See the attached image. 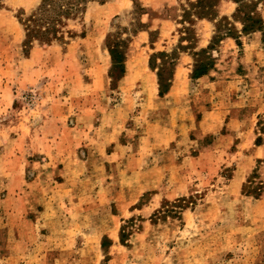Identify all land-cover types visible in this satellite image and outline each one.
Here are the masks:
<instances>
[{"label":"rangeland","instance_id":"rangeland-1","mask_svg":"<svg viewBox=\"0 0 264 264\" xmlns=\"http://www.w3.org/2000/svg\"><path fill=\"white\" fill-rule=\"evenodd\" d=\"M107 1L30 49L18 18L40 0L0 8V264H264V32H239L255 3L264 23V0H219L208 21L195 0ZM138 22L116 80L105 38ZM173 49L179 84L159 96L149 60L165 83L153 53ZM65 157L85 162L69 186Z\"/></svg>","mask_w":264,"mask_h":264},{"label":"trees","instance_id":"trees-1","mask_svg":"<svg viewBox=\"0 0 264 264\" xmlns=\"http://www.w3.org/2000/svg\"><path fill=\"white\" fill-rule=\"evenodd\" d=\"M97 1L99 3H104L107 0H40L39 4L33 9L29 14L25 16H20L18 19L23 26L24 29V39L23 46L28 49L31 48V45L34 41L43 44H49L53 41L63 40L64 34L69 33L70 30L67 29V23L70 20H74L81 16L87 9V6L90 2ZM135 6H138L137 0H132ZM236 3L240 2V0H231ZM260 2V1H259ZM219 4V0H195L191 6H193L194 14L193 16L196 19H214L215 15H217V6ZM257 4H253V8L249 10V12L245 13L243 18L241 19L244 22L245 18L250 19L253 24L247 26L243 23L241 32L248 34L254 31H262L264 32V23L262 22V18L257 14ZM5 0H0V8L4 7ZM141 10V14L144 13L143 7L138 6ZM236 11H240L237 8ZM139 25L136 29L129 32L127 36H122L125 31L121 33H109L105 38V45L109 51L111 57V66L109 69V75L115 77L116 80H119L124 72H125V54L128 48V45L131 41V36L135 35L138 31L143 30L145 25L142 22H138ZM223 36H231L235 39V41L239 44V36H233L229 33L225 32ZM222 36V37H223ZM222 37L219 38V41L222 40ZM153 40H151V43ZM208 48H212L211 45L206 48H201L199 51L193 52V55L198 56L199 53L205 54L206 62H200L197 59L193 65V69L191 71V77L198 78L205 75L209 68L212 67V58L210 56V51ZM176 49L171 51L158 50L153 55L164 57L168 59L167 63L171 65V67L175 68L177 64V60L179 57V52ZM149 66L152 69H157V82L159 85L158 95H164L170 87L173 70H170L169 76L166 79V82L163 83V78L161 74V66L155 65L152 62V59L149 60ZM253 174L249 175L246 180V183L243 185V190L246 193L253 195L254 197H258L261 194L262 186L260 184H253L252 182ZM186 199L181 198L176 200L173 205V208H168L167 211L171 212L174 216L178 215V211L176 208L182 207ZM125 226L124 224L120 227L119 237L122 242L125 236ZM106 238H103L101 245H105Z\"/></svg>","mask_w":264,"mask_h":264},{"label":"crops","instance_id":"crops-1","mask_svg":"<svg viewBox=\"0 0 264 264\" xmlns=\"http://www.w3.org/2000/svg\"><path fill=\"white\" fill-rule=\"evenodd\" d=\"M223 2L224 3H228V5H230L229 7L231 8V9H234V8H232V5H234L235 3L233 2V1H231V0H223ZM109 3V1H107V2H105V3H102L101 5H105V4H108ZM261 4H262V2H261ZM264 5V4H263ZM198 21H208L207 19H198ZM240 33H242L241 32V30L239 31ZM256 32H259L260 34H262V31H254V32H251V33H248V34H246V36L247 35H256ZM144 33H145V31H139L138 33H137V35H144ZM226 38H230V37H226ZM178 60H179V57H178ZM178 64L179 63H177L176 65H175V71H174V73H173V77H172V81H171V84H170V87H169V90H168V92H167V94L168 93H172V91L174 90V89H176L177 88V86H178V84H179V78L177 77V71H178ZM202 77V76H201ZM198 78H200V77H198ZM198 78H196V79H198ZM70 155H72L71 153H69L67 156H69L70 157ZM46 158H44V160H45ZM70 160H71V162L73 163V165L71 164V165H69L68 163H70ZM63 161H65L66 163H64L63 164V166L61 167V169H60V171H61V174L64 176V179H63V181L62 182H59V184L61 185V186H69V185H71V184H73V183H75V177L74 176H76L77 175V177H78V174H76V172L78 173H80V171L79 170H81L82 169V171H83V167H84V164H85V162L83 161V160H72V157H71V159L69 158V160H67V158L65 157L64 159H63ZM46 165H48V164H46ZM5 189H7V191H6V193H5V196H6V198L7 197H9V196H13V197H15L16 196V193L14 194V190L13 189H11L10 188V186L7 184V185H5ZM12 193V194H11ZM10 198V197H9Z\"/></svg>","mask_w":264,"mask_h":264}]
</instances>
